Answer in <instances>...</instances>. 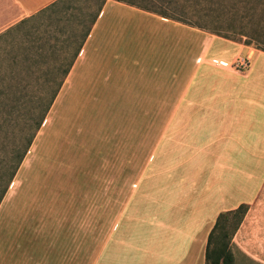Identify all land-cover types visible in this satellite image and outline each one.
<instances>
[{
  "label": "rangeland",
  "instance_id": "1",
  "mask_svg": "<svg viewBox=\"0 0 264 264\" xmlns=\"http://www.w3.org/2000/svg\"><path fill=\"white\" fill-rule=\"evenodd\" d=\"M103 1L57 0L0 32V91L6 101L18 96L8 95L10 86L24 92V103L21 101L15 111L8 114L0 110V174L12 143H22L17 137L24 134L20 128L26 101L40 95L44 102L49 86L62 79L0 200V240L9 238L10 233H40L9 232L8 224L55 228L59 224V231L54 232L60 238H74L77 254L90 248L98 253L106 230L114 224L116 212L168 121L163 113L178 105L165 101L177 95L178 87L177 82L161 77L162 54L150 64L156 68L150 75V87L137 86L136 80L114 72L117 65L120 68L126 62L125 68L132 67V55H122L116 49L103 51L100 71L84 65L83 56L79 57L82 63L71 65ZM121 1L164 10L189 30H202L205 36L227 35L248 46L249 53L253 49L264 53V0ZM247 40L249 44H244ZM222 47L215 39L208 55L232 49ZM249 63H264V55H254ZM68 65L70 70L62 76L60 71ZM263 168L264 157L258 172ZM238 170L246 171L237 175L239 179L251 177L249 181L256 183L254 169L234 166L230 172L235 175ZM226 230L231 264H264V189L245 204L236 226L232 228L229 222Z\"/></svg>",
  "mask_w": 264,
  "mask_h": 264
},
{
  "label": "crops",
  "instance_id": "2",
  "mask_svg": "<svg viewBox=\"0 0 264 264\" xmlns=\"http://www.w3.org/2000/svg\"><path fill=\"white\" fill-rule=\"evenodd\" d=\"M55 1L0 0V32ZM215 39L231 51L208 55ZM109 49L132 55L130 71L126 62L120 68L127 70L119 72L117 65L114 72L137 86H151L156 68L150 64L165 56L159 60L161 77L178 87L165 101L178 105L163 113L168 121L98 253L90 248L77 254L74 238L54 232L59 224H8L9 232L40 233H10L0 240V264H204L218 213L251 203L264 189V168L258 172L264 157V63H249L243 73L229 65L238 54L250 61L264 53H249L246 45L205 36L121 0L103 1L71 65L82 63L83 56L84 65L100 71ZM234 166L254 169L256 183L238 178L245 170L233 175Z\"/></svg>",
  "mask_w": 264,
  "mask_h": 264
},
{
  "label": "trees",
  "instance_id": "3",
  "mask_svg": "<svg viewBox=\"0 0 264 264\" xmlns=\"http://www.w3.org/2000/svg\"><path fill=\"white\" fill-rule=\"evenodd\" d=\"M140 8L149 10L148 8L145 7H140ZM149 11L159 14L163 17L172 19V17L168 15L164 10H160V11L149 10ZM94 19L95 18H93L91 24L93 23ZM87 32L84 34V37L87 35ZM238 34L239 36L241 35V33ZM217 35L225 39L234 41L233 38L227 35H219V34ZM243 43L249 44V41L248 40L245 42L243 41ZM81 44L78 46L74 56L77 55V52L81 47ZM68 67H70V65H68ZM68 67H65L60 71L62 76H65L67 74L69 69ZM61 82L62 79L58 80L54 85L49 86L50 88L49 94L46 97V100H44V102L41 101L40 95H38L39 98L37 99L28 98V100L26 101L25 104L27 105V108L24 113V116H22V125L20 128V131L24 134L23 137L22 136L17 137L18 140L22 141V143L20 145L17 144L16 141L12 143V146L8 150L10 154V156L8 157V162L2 165V167L7 168L8 170L3 168L4 173L0 174V200L4 195L7 186L11 181L18 165L20 164L26 150L28 149L35 132L39 128L45 116V113L47 112L50 104L52 103V100L54 99L59 89V86L61 85ZM8 91H9L8 95L11 93V95L17 94L18 96H16L14 99L8 98L10 101H6V98L2 96L4 92L0 91V110L4 109V111H6L8 114H11L13 111H15L14 110L15 107L21 105V101H22L21 98L23 97L24 92H22V90L18 88L11 90V86L8 88ZM23 103L24 102L22 101V104ZM244 211H245V204L241 203L234 209L218 213L207 235V240L204 250V264H231L232 254L228 250L227 241L225 240L226 236L229 233L228 230H226V228L227 226H229V222H231L232 228H234L236 224L239 222L240 217L242 216Z\"/></svg>",
  "mask_w": 264,
  "mask_h": 264
},
{
  "label": "built area",
  "instance_id": "4",
  "mask_svg": "<svg viewBox=\"0 0 264 264\" xmlns=\"http://www.w3.org/2000/svg\"><path fill=\"white\" fill-rule=\"evenodd\" d=\"M229 65L231 69L243 73L249 67V56H242L238 54L232 59Z\"/></svg>",
  "mask_w": 264,
  "mask_h": 264
}]
</instances>
